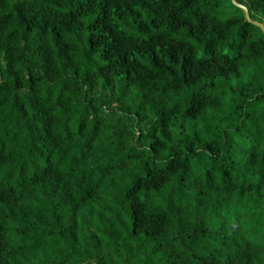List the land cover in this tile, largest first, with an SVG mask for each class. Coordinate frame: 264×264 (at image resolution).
I'll return each mask as SVG.
<instances>
[{
	"label": "trees",
	"instance_id": "16d2710c",
	"mask_svg": "<svg viewBox=\"0 0 264 264\" xmlns=\"http://www.w3.org/2000/svg\"><path fill=\"white\" fill-rule=\"evenodd\" d=\"M253 22L264 0H0V264H264Z\"/></svg>",
	"mask_w": 264,
	"mask_h": 264
},
{
	"label": "water",
	"instance_id": "95a60500",
	"mask_svg": "<svg viewBox=\"0 0 264 264\" xmlns=\"http://www.w3.org/2000/svg\"><path fill=\"white\" fill-rule=\"evenodd\" d=\"M238 6L243 9L244 14H245V19L251 22L247 9L244 6H242V5H238ZM253 23L255 25L259 26L262 29L263 33H264V25L262 23H259V22H253Z\"/></svg>",
	"mask_w": 264,
	"mask_h": 264
}]
</instances>
